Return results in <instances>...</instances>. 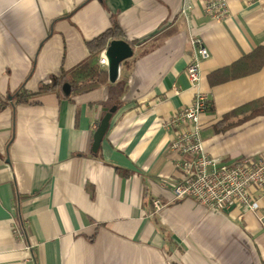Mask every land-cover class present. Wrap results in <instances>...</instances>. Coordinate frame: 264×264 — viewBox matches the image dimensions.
I'll list each match as a JSON object with an SVG mask.
<instances>
[{
  "label": "crops",
  "instance_id": "obj_1",
  "mask_svg": "<svg viewBox=\"0 0 264 264\" xmlns=\"http://www.w3.org/2000/svg\"><path fill=\"white\" fill-rule=\"evenodd\" d=\"M179 3L0 0V264H264V198L257 213L174 200L183 157L170 151L165 125L194 95L185 67L191 39L200 38L208 52L198 85L208 99L205 152L220 162L264 158V111L232 113L264 97V63L212 80L264 47V0H228L224 20L197 3L187 20ZM113 27L133 50L115 81L79 93L70 86L65 95V79L41 91L97 62L113 39L97 56L88 43ZM18 93L26 100L15 102ZM109 107L116 109L93 151ZM154 198L166 203L157 213ZM18 223L24 240L13 233Z\"/></svg>",
  "mask_w": 264,
  "mask_h": 264
},
{
  "label": "built area",
  "instance_id": "obj_2",
  "mask_svg": "<svg viewBox=\"0 0 264 264\" xmlns=\"http://www.w3.org/2000/svg\"><path fill=\"white\" fill-rule=\"evenodd\" d=\"M227 1L180 0L179 13L189 20L192 8L197 3L210 19L224 20L227 15ZM191 43L194 52L186 64L185 72L189 86L195 92L165 123L172 130L170 151L183 157L177 162L183 176L172 185L173 199L191 197L199 205L214 212H225L231 207L240 206L243 212L257 213L260 200L264 198V158L248 156L220 162L204 150L200 137V114L205 111L208 99L198 89V85L201 78L199 64L208 56V52L200 38L191 39ZM106 48L97 61L104 68L108 66ZM151 203L156 213L166 206L159 198L152 199ZM13 233L22 240L27 236L20 223L15 225Z\"/></svg>",
  "mask_w": 264,
  "mask_h": 264
},
{
  "label": "trees",
  "instance_id": "obj_3",
  "mask_svg": "<svg viewBox=\"0 0 264 264\" xmlns=\"http://www.w3.org/2000/svg\"><path fill=\"white\" fill-rule=\"evenodd\" d=\"M108 38H112L113 40L114 39L121 40L123 36L119 33V31L115 27L109 28L105 32L97 35L88 43L93 56H97V54L103 49ZM263 63H264V47L259 46L248 55L239 59V61L235 62L234 64H231L228 67L215 72L212 75L213 77L212 80L215 83L224 82L233 78L250 74L259 70V68H261ZM69 73H70L69 77L65 75L63 78L55 79L54 83L52 84L42 85L41 91L48 90L55 87L56 85L63 84L65 82V79L66 82H68L70 86L73 87V93L88 91L90 89L108 84V75L105 68L100 66L98 62H96L95 60L80 63L75 68H73ZM16 96H19V98H17L15 102H20V101L23 102L24 100H26L25 96L22 95L21 93H18V95ZM249 109L252 111L251 112L252 114L257 112H263L264 97L252 101L251 103H248L247 105L236 109L232 113H236L238 111L243 112Z\"/></svg>",
  "mask_w": 264,
  "mask_h": 264
},
{
  "label": "water",
  "instance_id": "obj_4",
  "mask_svg": "<svg viewBox=\"0 0 264 264\" xmlns=\"http://www.w3.org/2000/svg\"><path fill=\"white\" fill-rule=\"evenodd\" d=\"M132 52V47L126 40L114 39L109 41L105 53L108 60L106 72L109 81H115L118 74L119 65L123 60L129 58L132 55ZM62 91L65 95H68L70 93V85L68 83H64L62 85ZM115 109V107L106 108L104 114L99 120L97 127L93 133V151H95L99 147L109 127L110 119Z\"/></svg>",
  "mask_w": 264,
  "mask_h": 264
}]
</instances>
